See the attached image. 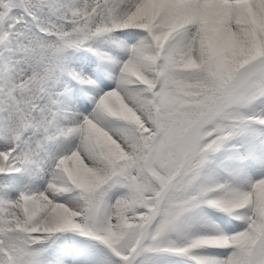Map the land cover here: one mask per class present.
I'll return each mask as SVG.
<instances>
[{
  "label": "snow or ice",
  "instance_id": "snow-or-ice-1",
  "mask_svg": "<svg viewBox=\"0 0 264 264\" xmlns=\"http://www.w3.org/2000/svg\"><path fill=\"white\" fill-rule=\"evenodd\" d=\"M0 264H264V0H0Z\"/></svg>",
  "mask_w": 264,
  "mask_h": 264
}]
</instances>
